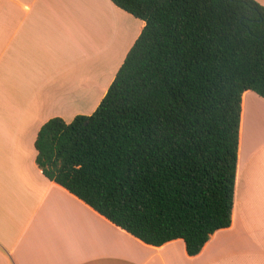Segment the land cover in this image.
I'll return each mask as SVG.
<instances>
[{
	"label": "trees",
	"instance_id": "obj_1",
	"mask_svg": "<svg viewBox=\"0 0 264 264\" xmlns=\"http://www.w3.org/2000/svg\"><path fill=\"white\" fill-rule=\"evenodd\" d=\"M110 1L144 27L92 114L41 126L35 162L141 242L195 256L231 223L241 97L264 98V6Z\"/></svg>",
	"mask_w": 264,
	"mask_h": 264
},
{
	"label": "crops",
	"instance_id": "obj_2",
	"mask_svg": "<svg viewBox=\"0 0 264 264\" xmlns=\"http://www.w3.org/2000/svg\"><path fill=\"white\" fill-rule=\"evenodd\" d=\"M144 24L110 0H0V264H264V98L251 90L230 226L195 256L182 239L141 242L38 168L41 126L92 114Z\"/></svg>",
	"mask_w": 264,
	"mask_h": 264
},
{
	"label": "rangeland",
	"instance_id": "obj_3",
	"mask_svg": "<svg viewBox=\"0 0 264 264\" xmlns=\"http://www.w3.org/2000/svg\"><path fill=\"white\" fill-rule=\"evenodd\" d=\"M257 1V0H256ZM263 4H261L259 1H257V2H259L261 5H263L264 6V0H260ZM135 42V41H134ZM134 44V43H133ZM95 102H96V100H94V104H95Z\"/></svg>",
	"mask_w": 264,
	"mask_h": 264
}]
</instances>
